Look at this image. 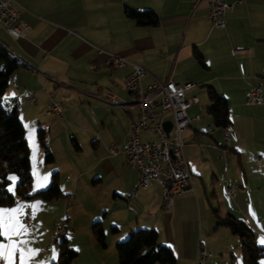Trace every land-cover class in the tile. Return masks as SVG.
Listing matches in <instances>:
<instances>
[{
	"label": "crops",
	"instance_id": "1",
	"mask_svg": "<svg viewBox=\"0 0 264 264\" xmlns=\"http://www.w3.org/2000/svg\"><path fill=\"white\" fill-rule=\"evenodd\" d=\"M223 1L235 5L225 16V26L217 28L209 19L207 0L196 5L193 0H14L29 31L14 39L0 26V44L21 63L10 74L0 105L16 109L24 127L28 123L31 130L44 131L47 148L40 145L37 133L27 140L32 191L47 188L56 174L62 193L55 199L18 202L23 206L20 219L40 247L44 232L46 241L57 239L53 228L66 218L67 244L78 252L70 264H119L115 245L137 228H154L156 245L172 248L174 264H196L199 246L212 253L209 264H244L240 237L216 222L218 216L230 214L255 231L264 220L260 209L248 211L247 198L258 191L264 207V98L260 104L245 101L248 90L257 85L264 97V0ZM126 7L153 10L158 23L138 25L125 15ZM107 53L145 68L144 85L154 78L195 83L186 96L196 95L199 102L188 111L201 104L198 93L205 89V110L182 133L193 189L177 196L172 207L163 205L157 180L134 192L137 171L126 163L122 151L112 154L107 149L111 143L121 149L138 114L136 96L123 84L130 66L107 65ZM208 85L228 103L227 128L215 126L207 112ZM107 91L113 100L106 99ZM51 102L61 105V116L46 113ZM188 111L189 116L196 115ZM164 130L168 136L173 133L170 113L165 115ZM140 136L153 138L149 131ZM34 144L39 175L33 171ZM46 151L52 162H45ZM227 185L233 187L232 195ZM55 208L59 209L53 214ZM28 211L30 225L24 223ZM95 221L101 222L105 247L93 231ZM254 242L258 245L256 237ZM83 254L89 260L82 262ZM53 260L50 255L32 264Z\"/></svg>",
	"mask_w": 264,
	"mask_h": 264
},
{
	"label": "built area",
	"instance_id": "2",
	"mask_svg": "<svg viewBox=\"0 0 264 264\" xmlns=\"http://www.w3.org/2000/svg\"><path fill=\"white\" fill-rule=\"evenodd\" d=\"M196 5L200 0H193ZM208 16L214 27L225 26V16L233 10L235 3L223 0H207ZM14 0H0V26L5 27L9 35L18 39L24 37L29 26L18 17V10L14 6ZM102 52L98 50L97 53ZM107 65L124 67L130 66V70L123 78L125 89L136 96L138 106L137 119L130 124L127 140L119 149L116 143H111L108 150L115 154L122 151L126 163L137 171V179L133 185V191L146 189L153 181L157 180L162 185V202L165 207H172L175 198L188 189H193L189 167L184 156V142L182 133L193 120L199 119L201 114L191 117L187 111L199 102L196 95L187 97L195 83L186 81L175 82L171 78L159 80L154 78L152 82L144 85L143 77L147 74L141 65L128 60L126 57L115 53H107ZM106 99L113 100L114 95L107 91ZM260 85L251 87L246 93L247 104H260L263 101ZM28 100L34 101V96L29 95ZM46 113L62 115V107L58 102H51L46 107ZM172 116L173 133L168 136L164 130L165 115ZM141 131H149L153 138L144 140L140 136ZM225 142L229 141V133L223 131ZM261 160V157H258ZM227 192L232 195L233 187L227 185ZM134 192L132 195H134ZM24 222L31 224L29 211ZM70 230L67 219L60 220L54 229L53 239L65 237ZM212 253L204 246H199L196 255V264H209Z\"/></svg>",
	"mask_w": 264,
	"mask_h": 264
},
{
	"label": "trees",
	"instance_id": "3",
	"mask_svg": "<svg viewBox=\"0 0 264 264\" xmlns=\"http://www.w3.org/2000/svg\"><path fill=\"white\" fill-rule=\"evenodd\" d=\"M125 15L138 25H156L158 16L153 10H135L125 8ZM201 62V55L196 54ZM21 66V63L11 56L6 47L0 44V96L7 87L10 74ZM208 98L211 105L207 112L211 115L217 127L227 128L230 123L228 103L212 86L207 87ZM41 145L47 148L44 141V131L38 132ZM45 162L53 161L52 154L45 152ZM15 175L18 179L15 194L7 191L11 183L5 177ZM33 175L30 160V149L25 128L16 109L6 110L0 105V206H11L18 200L39 197L42 199H55L62 195L56 174L53 175L49 186L45 189L32 191ZM217 225L227 226L230 231L237 234L242 243L244 264H259L258 258L264 254V249L254 242V231L244 220L227 214L217 217ZM113 232L116 227H112ZM93 231L101 246L105 247V233L100 221L93 223ZM158 233L154 228H137L129 232L123 240L116 243L119 264H174L176 256L170 246H157ZM78 252L69 247L66 238H61L60 249L56 259L51 264H70L77 257Z\"/></svg>",
	"mask_w": 264,
	"mask_h": 264
},
{
	"label": "snow or ice",
	"instance_id": "4",
	"mask_svg": "<svg viewBox=\"0 0 264 264\" xmlns=\"http://www.w3.org/2000/svg\"><path fill=\"white\" fill-rule=\"evenodd\" d=\"M11 183L7 187L9 193L15 194V186L17 177L15 175H8L5 177ZM47 180V176L43 177ZM39 187L43 184L38 181ZM30 207H36L31 205ZM23 211L22 205H17L12 208L0 207V261L4 264H30L32 258L38 254L37 249L30 248L29 241L22 239L24 235L28 234L27 227L22 223L20 214ZM261 244H264V239H261ZM56 257L53 256V259Z\"/></svg>",
	"mask_w": 264,
	"mask_h": 264
},
{
	"label": "rangeland",
	"instance_id": "5",
	"mask_svg": "<svg viewBox=\"0 0 264 264\" xmlns=\"http://www.w3.org/2000/svg\"><path fill=\"white\" fill-rule=\"evenodd\" d=\"M192 82V81H191ZM205 89H203V91L201 92L200 91V93H198V95H199V97H200V100H201V104L200 105H198V106H195L193 109H190L188 112H189V114L190 115H192V114H200L199 112H201V111H204L205 110V107L204 106H206V101H207V98H206V95L204 94L205 92ZM195 94H197V93H195ZM201 106H203L204 108H201ZM211 123V122H210ZM24 126V125H23ZM24 128H26V134H27V136L26 137H28L27 138V140L29 139V138H31L32 136H34V137H36V133H37V136H38V129H37V127H34L32 130L29 128V125H28V123H27V126L26 127H24ZM32 135V136H31ZM37 140L39 141V143H40V145H41V141H40V139H39V137L37 138ZM31 144H33L32 142H31ZM32 146V151H31V153H32V160H33V171H34V173L37 175H39L41 172H40V170H41V168H39L38 167V163L36 162V159H37V149H38V146H37V144H36V147H35V144H34V146L33 145H31ZM29 147H30V145H29ZM36 149V150H35ZM11 175H13V174H11ZM247 198H248V202L251 204L250 205V208H249V210L248 211H258V209H260L261 210V213L264 215V207H262L263 205H262V199H261V196H260V194L258 193V191H256V190H254L251 194H249V195H247ZM226 200V199H225ZM19 201H21V200H18L17 202H15L13 205H11L10 206V208H12V207H16L17 205H18V202ZM226 202V201H225ZM1 207V206H0ZM59 207V206H58ZM56 209V210H55ZM55 209H53V214L59 209V208H55ZM60 219H63V218H60ZM50 220V219H49ZM49 220H48V224L50 223L49 222ZM59 222H60V220L56 223V225L54 226V228H53V233H54V229L56 228V226H57V224H59ZM25 223V222H24ZM26 224V223H25ZM27 225V224H26ZM30 225V224H29ZM47 227V226H46ZM46 227H45V229H46ZM257 229L254 231V235H255V237L257 238V243H258V245L259 246H261L263 249H264V244H261L260 243V241H261V239H264V220L262 219L261 220V222L259 223V225H257V227H256ZM47 233L45 234V232H44V234H43V237L41 236V235H39L40 237H42V239L43 240H45V242L44 243H42V245H41V247L37 244V242H36V240H35V237H34V234H33V232L32 231H30L29 229H28V234H26V235H24L23 237H21L22 239H24V240H27V241H29V247L30 248H34V249H37V250H39L38 251V254L37 255H35L33 258H32V261H30V264H32L33 262H42V258H44V260L45 259H47L48 260V258H49V256L51 255H53V256H55L56 258H57V256H58V253H59V249H60V242H61V238L62 237H58L55 241L54 240H47L46 241V239H47ZM255 237H254V239H255ZM45 238V239H44ZM52 239V238H51ZM46 247H48L47 248V253L44 255L43 254V252H42V250L43 249H45ZM84 253H86L87 254V252H85L84 251ZM86 254H83V256H81V258H80V260L82 261V262H84V261H87V260H89L88 258H87V255ZM84 257V258H83ZM55 258V259H56ZM259 259H261V260H264V254H262L261 256H260V258ZM17 264H18V262H17Z\"/></svg>",
	"mask_w": 264,
	"mask_h": 264
}]
</instances>
